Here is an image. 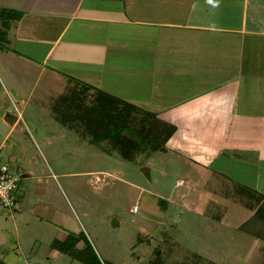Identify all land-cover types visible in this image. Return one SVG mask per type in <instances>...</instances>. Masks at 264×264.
Returning a JSON list of instances; mask_svg holds the SVG:
<instances>
[{
  "label": "rangeland",
  "instance_id": "rangeland-1",
  "mask_svg": "<svg viewBox=\"0 0 264 264\" xmlns=\"http://www.w3.org/2000/svg\"><path fill=\"white\" fill-rule=\"evenodd\" d=\"M3 33L0 28V43ZM126 43L123 39L120 48ZM131 56L132 47L116 63L99 58L96 65L103 63L105 72L98 67L84 73L66 65L58 69V80L41 75L36 81L25 77L11 81L0 70L6 89L3 92L0 87V97L12 110L21 109L23 97L10 87L17 82L18 91H28L23 110L28 125L22 132L15 130L22 138L24 154L10 162L6 154L3 162L21 174L27 204H17L15 209L0 206V264H81L60 250L66 244H58L65 239L63 232L81 233L78 248L88 243L105 264H146L153 247L160 243L163 247L165 238H170L169 244L174 242L171 255L178 261L185 253L195 252L205 263L263 264L264 243L239 227L251 212L244 195L231 188L230 179L213 175L214 168L230 169L234 178L254 181L264 194L263 163L256 178L252 177L254 165L242 170L225 152L206 154L203 149L200 154L154 151L128 161L116 151H103L104 141H90L53 117L51 107L71 74L144 109L160 108L163 83L151 81L150 75L139 80L127 76ZM119 65L125 75L113 72ZM1 66L5 67L0 59ZM38 202L46 206L44 213L32 210ZM8 247L18 252L11 262Z\"/></svg>",
  "mask_w": 264,
  "mask_h": 264
},
{
  "label": "crops",
  "instance_id": "crops-1",
  "mask_svg": "<svg viewBox=\"0 0 264 264\" xmlns=\"http://www.w3.org/2000/svg\"><path fill=\"white\" fill-rule=\"evenodd\" d=\"M0 9L5 38L0 70L7 80L41 75L58 80V69L66 65L84 73L98 67L105 72L103 63L96 65L99 58L116 63L132 47L127 76L150 75L166 86L163 104L148 110L176 126L167 151L225 152L240 169L254 165L252 177L259 175L258 165L264 164V0H0ZM123 39L127 43L121 49ZM125 71L119 65L113 72ZM10 88L23 101L21 109L12 110L0 97V165L5 168L6 154L9 162L24 154L15 130L28 125L23 119L28 91H18L17 82ZM224 170L214 168L213 175L230 179L235 191L242 193L243 186L258 190L254 181ZM25 194L19 183L16 205L27 204ZM44 207L40 202L31 206L42 213ZM8 250L11 262L18 252Z\"/></svg>",
  "mask_w": 264,
  "mask_h": 264
},
{
  "label": "trees",
  "instance_id": "trees-1",
  "mask_svg": "<svg viewBox=\"0 0 264 264\" xmlns=\"http://www.w3.org/2000/svg\"><path fill=\"white\" fill-rule=\"evenodd\" d=\"M51 112L58 122L82 137H89L95 143L104 141L103 151H116L128 161L135 160L142 153L166 152L167 140L176 130L174 124L159 118L157 113L75 78L67 79ZM242 194L251 212L239 226L240 230L264 243V194L248 186H243ZM81 237V233L68 232L64 240L58 241V244L66 243L60 250L69 253L81 264H105L88 243L78 248ZM165 240L162 241L163 247L161 243L153 247L151 259L146 264H170L166 257L175 260L171 264H217L212 261L205 263V260L201 262V257L195 252L185 253L183 260L178 261L171 255L174 242L169 244L170 238ZM262 260L264 264V258Z\"/></svg>",
  "mask_w": 264,
  "mask_h": 264
},
{
  "label": "built area",
  "instance_id": "built-area-1",
  "mask_svg": "<svg viewBox=\"0 0 264 264\" xmlns=\"http://www.w3.org/2000/svg\"><path fill=\"white\" fill-rule=\"evenodd\" d=\"M19 177L0 165V206L14 209V194L18 189Z\"/></svg>",
  "mask_w": 264,
  "mask_h": 264
},
{
  "label": "clouds",
  "instance_id": "clouds-1",
  "mask_svg": "<svg viewBox=\"0 0 264 264\" xmlns=\"http://www.w3.org/2000/svg\"><path fill=\"white\" fill-rule=\"evenodd\" d=\"M212 2H213V0H208V3H210V4H211Z\"/></svg>",
  "mask_w": 264,
  "mask_h": 264
},
{
  "label": "water",
  "instance_id": "water-1",
  "mask_svg": "<svg viewBox=\"0 0 264 264\" xmlns=\"http://www.w3.org/2000/svg\"><path fill=\"white\" fill-rule=\"evenodd\" d=\"M146 170V169H145Z\"/></svg>",
  "mask_w": 264,
  "mask_h": 264
}]
</instances>
